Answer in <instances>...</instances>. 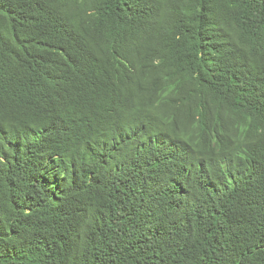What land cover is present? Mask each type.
Segmentation results:
<instances>
[{
  "label": "trees",
  "instance_id": "trees-1",
  "mask_svg": "<svg viewBox=\"0 0 264 264\" xmlns=\"http://www.w3.org/2000/svg\"><path fill=\"white\" fill-rule=\"evenodd\" d=\"M0 264H264V0H0Z\"/></svg>",
  "mask_w": 264,
  "mask_h": 264
}]
</instances>
